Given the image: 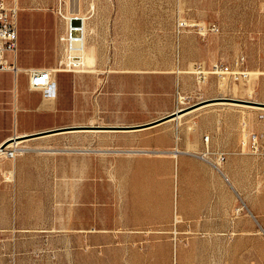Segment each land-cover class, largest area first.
<instances>
[{"label": "rangeland", "instance_id": "rangeland-1", "mask_svg": "<svg viewBox=\"0 0 264 264\" xmlns=\"http://www.w3.org/2000/svg\"><path fill=\"white\" fill-rule=\"evenodd\" d=\"M117 12L112 60L143 62L145 68L56 69L49 88L31 89L47 100L38 106L34 101L24 111L52 113L41 119L48 129L134 128L35 136L20 142L21 152L13 149L15 157H7L12 149L0 155V264H172V250L179 248L172 241L183 242L198 231L176 229V218L161 224L119 220L137 207L136 194H153L151 174L141 181L128 174L138 167L147 171L153 158L165 157L156 151L172 148V132L188 152L208 159L205 131H217L211 134L210 150L223 151L226 158L219 164L212 160V165L225 162L234 186L225 181L226 187L240 195L236 213L241 219L252 223V210L264 225V154L241 144L232 148L243 121L251 132L264 133V0H122L120 7L114 3ZM181 19L216 22L220 30L207 35L193 27L178 31ZM178 57L181 71H172ZM240 57L248 72L241 79L209 74L201 82L192 73L194 63L232 66ZM210 96L228 99L208 102L152 132L139 130V125ZM41 108L47 111L38 112ZM19 111L11 104L0 108V113ZM129 194L135 197L130 200ZM249 252L251 264H264V243L250 246Z\"/></svg>", "mask_w": 264, "mask_h": 264}, {"label": "crops", "instance_id": "crops-1", "mask_svg": "<svg viewBox=\"0 0 264 264\" xmlns=\"http://www.w3.org/2000/svg\"><path fill=\"white\" fill-rule=\"evenodd\" d=\"M114 3L116 7H120L122 0H19V40L15 54L18 70L17 72L0 71L2 72L0 73V108L11 104L21 111L0 113V144L13 134H32L48 129L41 119L48 118L52 113H25L24 111L28 106L31 107L34 101L38 106L47 100L31 90L28 72L32 68H39L49 69L53 74L56 69L68 68L66 59L69 48L62 37L67 33L69 17L77 16L82 19L83 46L89 55H96V58L91 56L93 59L86 65L80 63L77 67H72V70L93 68V70L139 71L145 68L143 62H113L112 60L113 33L117 29L116 21L119 17V12L114 15ZM181 20L217 26V29L202 31L200 33L202 35L217 33L220 30L216 22ZM258 29L256 28V31ZM79 58L81 60V57ZM176 61L172 62V71L177 68L179 72L181 71L180 57ZM187 64L183 63V65ZM22 70L25 71L24 76L18 79ZM118 77L120 81L124 80L123 75ZM176 77L180 80L178 75ZM55 96L52 94L50 100L53 101ZM215 97L218 96H210L206 99ZM206 106L208 104L193 108L192 113ZM46 111L47 109L41 108L38 112ZM179 118L175 117L172 120ZM162 123L164 122L139 130L152 132ZM205 132L211 139V134L217 131L207 128ZM236 132L238 136L232 148L238 149L241 144L242 128L238 127ZM57 133L61 132L51 134ZM27 139L31 138L24 140ZM175 139V133L172 132V148L170 147L167 151H156L164 154L165 157L153 158L150 169L145 171L144 168L138 167L128 174L129 177H137L139 181L146 173L151 174L154 180L153 194L150 197L136 194L137 207L131 208L128 213L129 218L122 213L119 220L132 224H144L150 221L161 224L171 223L176 218V229L191 228L198 231L199 234L186 237L183 242H178V238L175 239L176 244L172 241V247H179L176 251L172 250V264H251L249 247L256 243H264V236L258 234L256 229L258 226L264 235V225L260 217L256 212L249 210L254 217L251 223L242 220L240 213H236L240 195L237 191L226 187L225 181L232 186L233 184L228 176L227 167H224L225 162L219 170L202 155L188 152L184 144L176 142ZM211 147L214 148L213 143ZM134 197V194H129L130 200ZM146 206H149V209L145 210ZM175 209L176 214L179 215L175 214ZM180 216L190 220L191 224L181 222Z\"/></svg>", "mask_w": 264, "mask_h": 264}, {"label": "built area", "instance_id": "built-area-1", "mask_svg": "<svg viewBox=\"0 0 264 264\" xmlns=\"http://www.w3.org/2000/svg\"><path fill=\"white\" fill-rule=\"evenodd\" d=\"M19 15L20 6L19 0H0V71H15L17 64L15 62V54L18 48L19 40ZM193 27L199 31L206 29H217L215 24L205 25L203 23H189L185 20L178 22V31ZM83 21L77 16L69 17V27L67 33L62 37L67 43L69 50L80 49L83 46ZM70 52V51H69ZM68 56V55H67ZM74 61L67 67H77L80 64V58L74 57ZM244 57L237 58L234 65H226L220 61H216L205 67L201 63H194L193 74H196L199 81H205L209 74H217L219 76L229 74L235 79L246 77L248 72L244 67ZM205 68H209V73H206ZM30 87L32 89H47L53 81L52 71L49 69L32 68L29 70ZM210 136L205 134L204 141L206 144V156L210 162L216 160L217 164L224 161L226 154L223 151L214 152L209 146ZM241 147L246 148L255 154H264V133L251 132L245 121L242 122V138ZM16 152L10 150L7 157H15ZM216 165V164H215Z\"/></svg>", "mask_w": 264, "mask_h": 264}, {"label": "water", "instance_id": "water-1", "mask_svg": "<svg viewBox=\"0 0 264 264\" xmlns=\"http://www.w3.org/2000/svg\"><path fill=\"white\" fill-rule=\"evenodd\" d=\"M227 97H216V98H211V99H206L200 102H197L193 105H190L188 107L185 108H180L178 110H175L163 117H160L158 119H155L153 121L144 123L142 125H139L138 127L140 128H144L147 126H151V125H155L161 122H165L166 120L173 118L175 116H177L178 113H183L186 112L188 110H192L193 108H196L198 106H201L203 104H206L208 102H212V101H217V100H227ZM252 102V101H251ZM117 128H134V127H119V126H115V125H74V126H65V127H56V128H52V129H47L44 131H39L36 133H32V134H23V135H14L9 137L8 139H6L4 142H2L0 144V149H4L7 144L11 141H15V140H24L26 138H32L35 136H41V135H45V134H51V133H55V132H63V131H67V130H82V129H117Z\"/></svg>", "mask_w": 264, "mask_h": 264}, {"label": "bare ground", "instance_id": "bare-ground-1", "mask_svg": "<svg viewBox=\"0 0 264 264\" xmlns=\"http://www.w3.org/2000/svg\"><path fill=\"white\" fill-rule=\"evenodd\" d=\"M70 52L68 53V56H67V59H66V61H67V63L68 64H72L73 63V61H74V57H81V60H80V63H85V65L88 63V62H90L91 61V59H93L90 55H89V53L87 52V50H85V48H84V46H82V48H80V49H71V50H69ZM15 57V56H14ZM17 70H18V68L14 71V72H17ZM205 71H206V73H209L210 71H209V68H205ZM201 82H203V81H201ZM192 111L193 110H191V111H189V112H183L182 114L181 113H178L177 114V116H175L176 118H179V117H182V116H184V115H186L187 113H192ZM175 117H173V118H175ZM180 119V118H179ZM172 120V118L171 119H169V120H166V121H171ZM69 131V130H68ZM21 141H23V140H15V141H11V142H9L8 144H7V146L4 148V149H0V155H2V154H4V153H6V155H7V153H8V151L10 150V149H19V152H21L22 150H23V148H21V147H19V144H20V142ZM15 150V151H16ZM9 154V153H8ZM208 160V159H207ZM210 161V160H209ZM215 167H217L219 170H220V167H218V166H216L215 165Z\"/></svg>", "mask_w": 264, "mask_h": 264}]
</instances>
